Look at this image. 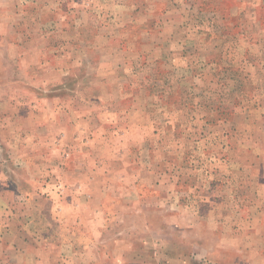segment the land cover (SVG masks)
Segmentation results:
<instances>
[{
    "label": "rangeland",
    "instance_id": "374dc122",
    "mask_svg": "<svg viewBox=\"0 0 264 264\" xmlns=\"http://www.w3.org/2000/svg\"><path fill=\"white\" fill-rule=\"evenodd\" d=\"M251 222L264 0H0V264H249Z\"/></svg>",
    "mask_w": 264,
    "mask_h": 264
},
{
    "label": "crops",
    "instance_id": "0c3cea01",
    "mask_svg": "<svg viewBox=\"0 0 264 264\" xmlns=\"http://www.w3.org/2000/svg\"><path fill=\"white\" fill-rule=\"evenodd\" d=\"M253 222L247 224L244 227H241L240 230L238 228L240 226V225H238L239 223L237 224L238 227H237V225L235 226V261L234 262L245 261L249 264L252 261L264 262V226L262 227V231H261L262 237L260 236L259 238H256V236L253 235L252 233L248 237L239 236L240 232L244 229H247L248 232L253 230L254 229V227H253L254 223ZM226 250L227 249H225V251ZM157 252H159V251H157ZM157 252L154 254L155 260H159L162 258V259H164L163 261H168V263H169V260L170 261L172 260L169 257V254H171L170 251H169V254H165V253L160 254ZM205 254H207V253L205 252ZM202 258L204 260L205 259H210V260L217 259L219 261H216V262H218L219 264H222V263H220L222 259L219 256L216 258L215 256L209 254V252H208V257H206V255H205Z\"/></svg>",
    "mask_w": 264,
    "mask_h": 264
}]
</instances>
